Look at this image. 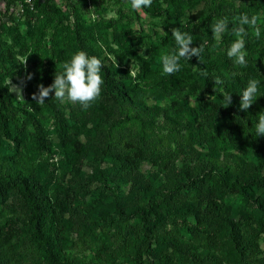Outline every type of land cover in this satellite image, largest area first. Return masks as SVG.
<instances>
[{"label": "trees", "instance_id": "1", "mask_svg": "<svg viewBox=\"0 0 264 264\" xmlns=\"http://www.w3.org/2000/svg\"><path fill=\"white\" fill-rule=\"evenodd\" d=\"M13 1L5 0L6 10L0 13L1 17ZM145 10L161 18L173 49L176 44L170 29L174 27L193 35L191 47L204 46L199 60L192 57L181 60L180 65L198 71L203 91L222 100L212 117L214 128L222 122L227 135L248 130L253 112L264 108V94L246 111L239 110V94L246 83L227 76L216 66L211 36L203 32L215 21L209 17L197 24H179L171 21L174 15L167 10ZM256 47H260V57L264 56V44L259 42ZM256 68L260 92L264 93V66L256 62ZM100 74L104 84L94 104L110 107L111 114L87 131L86 149L77 162L84 164L90 156L96 166V161L106 163L113 199L106 215L97 214L92 219L79 206L82 200H91L89 174L75 177L77 185L71 193L53 198L39 178L9 160L5 138L10 133L9 115L17 108L12 105L7 88L0 86V205L6 203L13 189L27 211L25 218L20 219L19 229L0 227V264H18L17 260L74 264L63 251L58 227L59 217L65 212L73 219L82 242L94 239L98 247L109 244L106 248L110 249L112 260L125 254L130 264H178L172 255L177 252L187 256L189 264H264V158L258 157L248 168L232 153L194 149L190 141L192 133L198 130L196 123L178 120L165 108L135 100L131 88L106 65ZM54 75H43L37 85L47 87L53 83ZM216 76L224 80L223 86L214 85ZM175 80L183 81L178 77ZM225 93L232 95V103L226 108L222 107ZM43 104L51 112L55 135L64 146L65 114L50 94ZM31 134L39 147L45 148L38 126ZM143 161L159 169L161 177L154 188L141 180ZM250 205L254 217L240 219V209ZM182 230L188 234L187 239L177 233ZM256 233L261 235L260 250Z\"/></svg>", "mask_w": 264, "mask_h": 264}, {"label": "rangeland", "instance_id": "2", "mask_svg": "<svg viewBox=\"0 0 264 264\" xmlns=\"http://www.w3.org/2000/svg\"><path fill=\"white\" fill-rule=\"evenodd\" d=\"M149 8L167 10L174 15L171 21L179 24L228 17L229 31L223 34L221 41L213 39L212 24L203 29L204 35L211 36L213 61L233 79H241L246 84L249 79H259L256 62L264 66V56L260 57V47L256 45L264 44V0H152ZM4 10L5 0H0V13ZM113 13L118 18H113ZM241 13L260 16L259 39L250 26H244L248 32L245 37L246 67L237 65L226 54L228 46L236 39L230 30L232 23ZM1 19L0 86L7 88L11 103L17 108L8 119L7 157L21 170L39 178L53 198L71 193L77 185L75 177L89 174L91 200H82L79 206L90 219L97 214L106 215L111 208L112 183L104 161H96L99 163L96 166L90 156L84 164L79 165L77 160L86 149L87 131H92L104 116L110 115L111 108L92 104L82 110L79 104L62 103L50 93L67 120L66 142L61 146L51 112L33 99L38 79L62 71L60 65L80 50L102 59L110 72L131 88L135 100L165 108L178 120L196 123L198 130L192 133L190 141L194 149L232 153L248 168L258 157L264 158V137L256 134V116L264 108L253 112L248 130L227 135L222 122L215 129L212 117L222 100L203 91L200 73L195 69L181 66L174 75L163 73L161 57L173 50L168 28L158 15L145 9L132 10L130 0H14ZM176 77L183 81H176ZM12 87L20 89L22 99ZM35 126L44 136L45 148L39 147L31 134ZM140 173L141 180L148 182L150 188H154L161 177L158 167L147 161L140 164ZM253 212L250 205L240 209L238 216L242 220L252 218ZM26 213L20 197L10 190L8 200L0 205V227L19 229L20 219H24ZM58 227L62 232L63 251L74 264H130L125 254L112 260L110 249L106 248L109 244L98 247L94 239L82 242L69 212L59 217ZM177 233L182 239L188 238L183 230ZM255 237L260 250L261 235L256 233ZM172 255L178 264H189L187 256L177 252Z\"/></svg>", "mask_w": 264, "mask_h": 264}, {"label": "clouds", "instance_id": "3", "mask_svg": "<svg viewBox=\"0 0 264 264\" xmlns=\"http://www.w3.org/2000/svg\"><path fill=\"white\" fill-rule=\"evenodd\" d=\"M132 10H143L152 5V0H130ZM113 18H118L113 13ZM260 16L253 14L249 16L241 13L232 23L231 32L236 39L230 43L227 49V56L234 60L237 65L246 67L248 61L246 59L247 52L245 50L248 32L245 25L250 26L254 30L257 39L260 38L261 32L258 26ZM230 20L228 17L217 18L215 23L211 25V33L213 39L221 41L223 34L229 31L228 25ZM171 36L174 38L176 48L170 53L161 57L163 73L166 75H174L181 69L180 61H188L192 57H199L204 51V46L199 44L197 47H191L193 44V35L189 31H181L180 27L170 29ZM167 35L166 32H164ZM62 71L54 75L53 83L45 87L43 84L37 85L38 93L33 94V99L37 104H43L50 93H54V98L60 102H71L79 104L82 110H87L94 104L101 95L104 79L100 75L104 68L102 59L95 55H89L87 52L80 50L71 55L70 59L60 65ZM207 75V73H205ZM29 79L31 76L28 77ZM214 85L223 86L224 80L216 76L213 78ZM260 80L249 79L246 86L239 94V110L246 111L258 98L264 94L260 92ZM17 95L22 99L20 89L12 87ZM232 103V95L225 93L224 106L228 107ZM258 123L256 124L257 136L264 137V110L257 114Z\"/></svg>", "mask_w": 264, "mask_h": 264}]
</instances>
